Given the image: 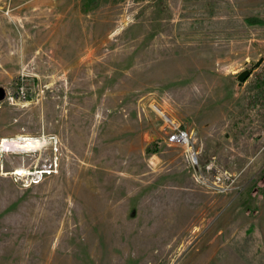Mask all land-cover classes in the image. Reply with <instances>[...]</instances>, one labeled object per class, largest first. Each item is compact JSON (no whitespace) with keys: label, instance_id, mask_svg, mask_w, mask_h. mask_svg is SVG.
I'll return each mask as SVG.
<instances>
[{"label":"rangeland","instance_id":"374dc122","mask_svg":"<svg viewBox=\"0 0 264 264\" xmlns=\"http://www.w3.org/2000/svg\"><path fill=\"white\" fill-rule=\"evenodd\" d=\"M0 87V264H264V0H0Z\"/></svg>","mask_w":264,"mask_h":264},{"label":"built area","instance_id":"2783aa9c","mask_svg":"<svg viewBox=\"0 0 264 264\" xmlns=\"http://www.w3.org/2000/svg\"><path fill=\"white\" fill-rule=\"evenodd\" d=\"M24 96V94H23ZM25 98V97H24ZM191 138L187 132L180 130L178 127H174L170 129V132L166 135V142L170 145L180 146V147H189ZM185 159H187L188 163L192 166L196 164L191 151H185Z\"/></svg>","mask_w":264,"mask_h":264},{"label":"bare ground","instance_id":"6f19581e","mask_svg":"<svg viewBox=\"0 0 264 264\" xmlns=\"http://www.w3.org/2000/svg\"><path fill=\"white\" fill-rule=\"evenodd\" d=\"M155 111L161 115L166 121H170L160 109L155 108ZM18 142L16 143L17 146H20L23 149H30V148H39L42 144H40L36 140H32L30 138H24V137H19L17 138ZM8 142V140H3V143Z\"/></svg>","mask_w":264,"mask_h":264},{"label":"water","instance_id":"95a60500","mask_svg":"<svg viewBox=\"0 0 264 264\" xmlns=\"http://www.w3.org/2000/svg\"><path fill=\"white\" fill-rule=\"evenodd\" d=\"M259 62L256 64L258 65ZM250 72L249 71H243L237 76V79L239 82H243L248 76ZM6 98V92L3 88L0 87V102H2Z\"/></svg>","mask_w":264,"mask_h":264},{"label":"trees","instance_id":"16d2710c","mask_svg":"<svg viewBox=\"0 0 264 264\" xmlns=\"http://www.w3.org/2000/svg\"><path fill=\"white\" fill-rule=\"evenodd\" d=\"M252 22H253V23H256L257 21H256V20H253Z\"/></svg>","mask_w":264,"mask_h":264}]
</instances>
